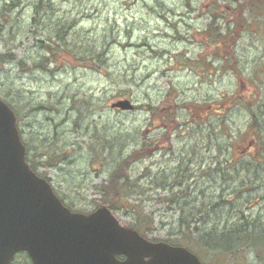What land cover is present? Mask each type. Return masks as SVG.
<instances>
[{
  "label": "rangeland",
  "instance_id": "rangeland-1",
  "mask_svg": "<svg viewBox=\"0 0 264 264\" xmlns=\"http://www.w3.org/2000/svg\"><path fill=\"white\" fill-rule=\"evenodd\" d=\"M36 1L0 0V96L18 109L29 156L55 191L92 210L93 185L140 148L127 170L133 192L112 210L121 224H131L134 206L151 217L145 233L154 239L181 241L186 221L192 237L213 225L259 229L264 153L254 154L259 144L240 149L264 102V11L246 22V0H45L43 25L31 20ZM58 21L63 41L53 47L45 31ZM49 42L55 61L35 65ZM89 49L96 68L80 58ZM123 98L133 108L110 107ZM221 258L264 264L249 250Z\"/></svg>",
  "mask_w": 264,
  "mask_h": 264
},
{
  "label": "water",
  "instance_id": "water-1",
  "mask_svg": "<svg viewBox=\"0 0 264 264\" xmlns=\"http://www.w3.org/2000/svg\"><path fill=\"white\" fill-rule=\"evenodd\" d=\"M111 105L132 107L127 99ZM24 153L15 116L0 99V264L18 250L32 264H203L183 246L146 241L104 206L89 215L70 213ZM115 253L125 259L117 261Z\"/></svg>",
  "mask_w": 264,
  "mask_h": 264
},
{
  "label": "trees",
  "instance_id": "trees-1",
  "mask_svg": "<svg viewBox=\"0 0 264 264\" xmlns=\"http://www.w3.org/2000/svg\"><path fill=\"white\" fill-rule=\"evenodd\" d=\"M248 10L249 22L256 13H260L264 11V0H246ZM46 2L45 0H37L33 6V12L31 16L32 22L37 24L39 19H41L42 24L44 25L45 21L48 19V11L46 10ZM263 5V7L261 6ZM39 17H36L37 15ZM38 15V16H39ZM214 15V14H213ZM59 20V19H56ZM47 22V21H46ZM45 35L47 36V40L53 39L51 44L54 47V41H63V33L64 26L63 23L60 21L55 22L53 25H49L46 27ZM53 28V30H51ZM64 43V42H63ZM62 43V44H63ZM57 45V44H56ZM55 45V46H56ZM45 51L47 52L46 55H42L39 59H37L35 65L46 67L48 61H55V51L56 49L49 44L43 46ZM7 52H5L6 54ZM82 55L80 58L87 59L84 65H90L93 68H96L94 65V60L91 49L88 51L81 50ZM5 54H0V62H2L6 56ZM8 58L12 59L13 56H9ZM9 59V60H10ZM22 60L18 59V63ZM51 68V67H50ZM8 103V102H7ZM10 104V103H8ZM13 109L15 116L17 117L18 109ZM152 112H153V108ZM199 115H202L203 111H198ZM18 118V117H17ZM249 126L252 130V136L247 139L246 144L241 147L240 154H244L246 150L252 147L254 144L255 146L259 147L255 150L254 154H261L264 153V102L257 104L254 110H251V117H250ZM21 134V133H20ZM22 136V135H21ZM26 146V145H25ZM27 154L25 156L26 161L29 163L30 168L36 171L34 166V161L29 156V149L26 146ZM139 150H132L128 154L122 155L118 160H116L114 164V168L110 172L108 179L101 184L93 185L95 187L96 193L100 196V201L104 202L105 204L109 205L110 208L115 209L120 206H124V202L126 199L130 197V194L133 192V184L130 175L127 173V170L131 167L132 163L136 160L137 155L139 154ZM242 152V153H241ZM39 157L45 156V152L37 153ZM66 154L63 152L60 156L63 158ZM58 157V156H55ZM56 158H54L55 160ZM46 161H53L51 160V156ZM132 180V181H131ZM245 189V186H244ZM56 195L60 198L62 202H67L64 198H62L57 191H55ZM165 200H173L172 198H163ZM174 201V200H173ZM129 213L131 212L132 220L131 227L137 229L138 231H149L151 230V217L147 214H144L142 211H137L134 206H129ZM186 226L182 229L183 238L181 241H172L175 243H180L188 248H193L196 246L198 251L200 250H207L213 254L211 261H206L207 264H217L218 261L222 259L221 257L225 256H232V259H238L239 252H247L253 251L255 257L264 256V223L260 225L258 229L256 226H252L250 229L245 228L243 224L240 226H228L227 228L221 227L217 228L213 225L211 228L200 232L198 229L195 231L193 237L188 233L184 234L185 231H189L188 221L184 222ZM246 229V230H245ZM169 241V242H170ZM171 243V242H170ZM218 257V259H217ZM217 259V260H216ZM246 264V263H245Z\"/></svg>",
  "mask_w": 264,
  "mask_h": 264
},
{
  "label": "flooded vegetation",
  "instance_id": "flooded-vegetation-1",
  "mask_svg": "<svg viewBox=\"0 0 264 264\" xmlns=\"http://www.w3.org/2000/svg\"><path fill=\"white\" fill-rule=\"evenodd\" d=\"M117 258H119V259H120L121 257H120V256H117Z\"/></svg>",
  "mask_w": 264,
  "mask_h": 264
}]
</instances>
